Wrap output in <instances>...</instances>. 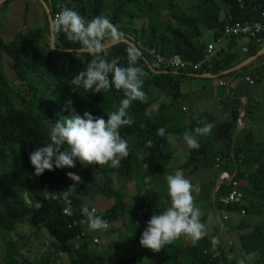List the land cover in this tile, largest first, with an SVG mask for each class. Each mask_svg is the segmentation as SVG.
Listing matches in <instances>:
<instances>
[{
  "label": "trees",
  "instance_id": "16d2710c",
  "mask_svg": "<svg viewBox=\"0 0 264 264\" xmlns=\"http://www.w3.org/2000/svg\"><path fill=\"white\" fill-rule=\"evenodd\" d=\"M241 1L243 6L240 0H193L187 8H183L178 0H50V16L64 7L77 11L88 20L108 11L109 19L124 36L119 44L109 46V59L119 58L121 64L125 65L127 58L124 49L130 42L142 52L139 66L148 71L143 87L147 101L132 102L129 115L134 122L120 129V135L128 142L130 154L118 168L107 164L81 166L77 160L74 168L46 170L42 175H34L29 155L48 141L51 123L60 117H70L73 112L82 116L85 111L107 120V113L115 110L114 104H120L123 94L115 89L101 93L88 92L83 87L77 92L72 91L71 79L86 68L92 57L62 32L53 34L55 48L52 49L48 21L41 28L17 34L9 42L0 36V64L9 60L14 71V77H11L0 66V239L8 242L4 263L10 260L13 264H19L14 257L17 251L13 240H9L10 233L16 230L18 224L25 223V219L32 218L55 243L49 247L41 245L48 249L43 264H54L52 258L56 257L57 250H51L50 246L58 244L71 246L64 249L65 255L70 258L69 264H107L102 254L94 248L100 245L93 242L98 237L97 231H90L81 223L84 219L82 206L87 205L92 209L85 198L95 194L90 188L95 179L103 178L104 185L98 194L109 206L112 203L102 212L96 210L97 215L109 223L103 234L114 229L110 224L120 219L125 226L132 220L137 221L134 225L143 224L148 214H154L166 206L167 195L164 193L163 203L160 198L162 192L158 189L162 177L168 172V135L178 138L183 136L184 131L210 122L214 124L211 133L197 137L200 147L189 149L188 158L180 164V169H190L187 178L189 175L194 178L199 170L218 172L220 177L227 173L239 182L238 189L243 199L238 204L222 201L232 191L230 180H222L218 196L214 199L215 222L207 223L208 216H202L203 222L210 225L208 234L196 243L190 241L183 245V241L179 240L178 243L165 245L160 251V262L264 264V131H258L256 138L251 137V131L247 128L237 132L240 120H250L253 104L246 105L244 115L241 114V108L233 107L230 120L221 123L210 114L186 117L175 105L181 94L183 80L188 78V74L198 75L197 72L193 73L190 69L186 72L164 70L148 51L153 48L165 57L178 54L187 61L201 60L207 46L200 39L204 31L213 30L218 37L227 23L258 17L264 11V0ZM7 3H3L2 7ZM157 7L164 11V16L157 14ZM220 54L219 58L217 56L213 60L214 78L219 80L221 76L235 75V78L245 80L244 69L222 74V71L240 63L239 57L235 60L237 53L224 58ZM249 75L255 79L254 83L245 82L252 88L259 78L254 72ZM220 87L225 92L228 88ZM249 87H246L247 90L244 88V93L251 91ZM152 89L163 99L154 110H149L150 105L157 101L150 96ZM14 100L20 101L22 106L16 107ZM182 119L186 122L180 123ZM160 128L165 129L164 137L157 135ZM67 172L79 175L84 182L70 192L69 216L62 213L66 207L64 202L57 199L55 194L45 192L67 190L73 184L67 178ZM114 174L117 178L127 177L136 182L137 195L130 207L122 192L112 189L111 177ZM144 180L154 183V189H146L145 192L139 189L138 186H142ZM199 185L208 191L207 200L210 203L216 181L209 180ZM165 187L164 181V190ZM25 194H28L29 203ZM127 210L129 215L126 219L124 215ZM141 210H145V213L139 215ZM216 211L230 215L223 222V232L222 224L216 219ZM74 222L76 224L68 228ZM223 239L232 241L233 245L223 249ZM236 241L244 258L251 257L250 261L236 260Z\"/></svg>",
  "mask_w": 264,
  "mask_h": 264
},
{
  "label": "clouds",
  "instance_id": "9594fccd",
  "mask_svg": "<svg viewBox=\"0 0 264 264\" xmlns=\"http://www.w3.org/2000/svg\"><path fill=\"white\" fill-rule=\"evenodd\" d=\"M49 26L53 34L64 33L67 39L78 44L83 52L92 57L86 68L71 79L72 91L77 92L80 87L94 93L115 89L122 92L123 98L114 111L107 113V120L85 111L82 116L73 112L70 117H60L51 123L48 141L29 155L34 175H42L46 170L74 168L77 160L81 166L107 164L118 168L130 154L128 142L120 135V129L134 122L129 115L132 102L147 101L143 87L148 71L139 66L142 52L128 44L124 49L127 58L125 65L121 64L119 58L109 59V46L119 44L124 36L104 15L88 20L77 11L64 7L50 18ZM213 128V123L206 122L202 127L186 130L183 141L189 149H198L200 144L197 137L209 135ZM157 135L164 137L165 129H158ZM168 140L174 143L175 137L168 135ZM66 176L73 181L67 190L45 192L55 194L66 205L63 211L71 214L70 192L84 182L73 172H67ZM164 181L166 206L163 211L151 215L139 239L142 247L153 252H160L165 245L181 237L196 243L210 230V225L203 222V213L196 204V195L201 191L199 183L193 184L179 169L174 174L166 175ZM81 211L84 216L81 223L90 231L102 230L107 226L106 221L87 205H83Z\"/></svg>",
  "mask_w": 264,
  "mask_h": 264
},
{
  "label": "crops",
  "instance_id": "0c3cea01",
  "mask_svg": "<svg viewBox=\"0 0 264 264\" xmlns=\"http://www.w3.org/2000/svg\"><path fill=\"white\" fill-rule=\"evenodd\" d=\"M6 1H8V3L2 7L3 3H5ZM0 8H1L0 36L4 39L5 42H9L10 40H13L17 34H21V33L25 34V32H27L29 29L41 28L46 24L47 21L49 22L50 20V0H0ZM215 37H216V33H214L213 30L207 29L206 31L203 32V35L200 39H202V41H204L207 45L208 43L213 42V39H215ZM50 40H51V31H50ZM243 47L247 48V52L242 51ZM221 53L222 54H220V56L223 55V58L237 53V55L235 56V60H237L236 58L239 57L238 60L240 61V63L236 64L233 68H229L226 71L225 70L222 71V74H227L231 71L238 69L245 70L243 76L249 75V73L254 72L257 75V78H259L258 79L259 81L258 82L256 81L254 88L251 89V91H248V93H244L245 92L244 88L249 86L248 84H246L245 80H242L240 78H235L237 77L235 75L228 77L221 76L220 79L218 80L215 79L213 75L204 76V75L188 74L187 75L188 78L183 80L185 84L182 85L181 94L178 103L175 105V107L177 109H180L182 113L185 114L186 117L189 115H193V117H195L198 114H208V115L210 114L216 117L218 122L221 123L223 122L221 120L224 119L225 121L230 120L233 107L235 109L238 107L239 109L241 108L242 109L241 114L244 115L246 105L250 103L251 105L253 104L254 106L251 118L247 122H245L244 120H240V122H238L237 132L241 131L243 128H247L248 130L254 132L264 131V45H254L253 42H250L249 40L244 38L232 39L227 42L225 49ZM220 81L227 82L228 88L226 89V92L224 91L223 88L220 87L219 85ZM241 86H243V89ZM185 119L184 120L182 119L180 123L182 121L186 122ZM183 144L184 141L182 136H178V138H175L174 143L169 142L170 151L168 155H166L168 158V164H167L168 172L166 173L167 175L174 174V172L179 169L183 171L185 177L187 178V172L190 171V169L187 170L180 169V164L183 163V160L182 161L178 160V162L174 161L171 163V166H174L173 164L176 165L178 163L176 169H171L170 167V162L172 158L176 156L181 158V156L179 155L181 149L179 147L181 146L182 148ZM184 157H186L187 159L188 155L184 154ZM200 171L202 170H199L198 172ZM208 174L209 173H207L206 175ZM212 176L213 174L209 178L204 179L203 181L210 180ZM118 179H124V178L119 177ZM219 180L220 178L218 180H215L217 184ZM125 181H131V180L128 178V180ZM143 182L144 185H146L145 189L152 190V188L147 187L148 185L150 186V183L147 180H144ZM134 184L136 185L135 181L134 182L131 181L127 187L123 186L122 184H115L114 186H112V189L120 190L121 192L124 189L126 191L127 190L129 191L132 188V185ZM153 187H155V185ZM218 188L219 186L217 185L212 191L210 195L212 201H210V203L207 200V195L209 194L207 190L201 188L200 193L196 195V204H200V203L202 204L200 206L201 211L204 209L206 210L208 206L211 209V215H207V213L204 214L205 216L207 215L209 218L207 223L215 222L214 212L216 208L214 206L215 197L213 193L215 192L217 193ZM122 194L125 198L126 193H122ZM91 196L95 197L96 194ZM104 201L105 200L103 198L102 207L106 204L105 203L106 201L105 202ZM94 203L97 202L95 201ZM164 207L161 208L160 211H163ZM92 208L97 209L95 208V206H92ZM124 216L127 219L128 216L127 217L126 215ZM148 220L149 219H147L143 224L140 225H134L137 221L132 220L128 222V226H125L122 224L123 222L120 219L117 221L116 225L114 226V229H110L109 233L105 232L103 234L97 231V235H98L97 238L105 245H108L109 248L112 247L113 252L118 253L117 264H125L124 262L125 260H129V264H157V262H154V260L160 262L161 254L158 260H156L155 258L151 260L150 256L153 251L149 249L146 250L144 247H142L139 244L138 241L140 239L141 233L144 231L146 227ZM126 230L127 233H125ZM118 235L121 236L119 241H117V238L115 237ZM103 237L107 239V241L104 240ZM179 240L185 241L186 238L181 237L180 239L174 241L172 244L178 243ZM123 242H126L127 244L126 243L125 244L127 246L135 242L134 247L136 250V254L132 252L133 247H130L129 249L130 259H124L120 254V251H122L125 246ZM107 254H109V251L103 254L102 256H105Z\"/></svg>",
  "mask_w": 264,
  "mask_h": 264
},
{
  "label": "rangeland",
  "instance_id": "374dc122",
  "mask_svg": "<svg viewBox=\"0 0 264 264\" xmlns=\"http://www.w3.org/2000/svg\"><path fill=\"white\" fill-rule=\"evenodd\" d=\"M178 1L180 3H182L183 8H187L189 6V4L193 0H178ZM155 11L157 12V14H161V15L164 16V11L161 10L160 7H157L155 9ZM104 16H107L109 18L110 17V13L107 11V13L104 14ZM0 66L11 77L12 76L14 77V71L12 70V67H11V64H10V61L9 60L7 62H4V63L2 62L0 64ZM253 80L255 81L254 78H253ZM184 84L185 83L183 82V85ZM253 88L254 87H252V88L250 87L249 89H253ZM245 90H247V88H245ZM150 96H151V98H155V100H157V101L153 102L150 105V108H149V110H154L155 107L157 106L158 102L160 100H162L163 97H158L157 92L154 89L151 90ZM14 103H15V106L16 107L22 106L20 104V101L14 100ZM118 106L119 105H117V103L114 104V109H116ZM221 121H225V119L224 120H221ZM257 134H258L257 131L256 132H254V131H251L250 132V135H251L252 138H254V137L256 138L257 137ZM179 148L181 149V152L179 153V155L181 156V158L178 157V156H176V157L172 158L171 162L169 160L171 169H176L177 168V165H178V163H177L176 165L173 164L174 166H171V163L172 162H174V161L178 162V160H181V161L183 160V162H185L186 161V157H184V154L185 155H189V148L186 146L185 143L183 144L182 148H181V146ZM162 173L164 175V170L162 171ZM207 173H209V172H207L206 170H203V172L202 171L197 172L195 174L194 178L191 175H189V178L188 179H190L193 182H197V183H200V184H204V183H208L207 181H209V180H207V181H203V180L206 179V178H209L213 173H215V175L213 174V176H212V178L210 180H218L220 178V175H219L218 172L216 173V172L210 171V173L208 175H206ZM115 176L116 175H113L111 177L112 186H114L115 184H122L123 186H126L127 187L130 184V182H131V181H125V180H128L127 178L118 179ZM199 178L202 179V180H200ZM103 185H104L103 178L102 177H99V178L97 177L95 179L92 187H90L91 190L93 191V193L96 194V196L95 197L89 196L88 198L87 197L85 198V201H86L87 204L89 203V205L95 206V208H97V209H95V210H97V212L98 211L99 212H102L103 209H105V208L108 209L112 205V203H111L110 206L105 204L102 207V205H103V198H101V196L98 193H99V190L103 187ZM143 185L144 184H142V186H138V187H139V189H141V190H143L145 192L146 189H145V187ZM152 185L154 186L155 184L152 183V184H150V186L148 185L147 187H150V188L154 189V187ZM158 190L162 192V193H160V195H161L160 198H162V202L164 203V193H166V187H165V190H164V176L161 179V183L159 184V189ZM122 193H126L125 202L130 207L132 205L134 196L137 195L136 194L137 193V188H136L135 184L132 185V188L129 191L128 190L126 191L124 189L122 191ZM213 195H214L215 199L218 196L216 192L213 193ZM24 197L26 198L27 202L29 203L28 194H25ZM100 200H102V201H100ZM95 201L97 203H94ZM210 201H212L211 198H210ZM201 205H202L201 203L200 204H197L198 207H200ZM203 205H204V203H203ZM32 206H34V205H32ZM202 213H203V215L206 214V213H207V215H211V209H210V207L208 206L206 210L205 209L202 210ZM138 214H139V212H138ZM125 215H126V217L129 215L128 210L126 211V214ZM151 215L152 214H148L147 218L150 219ZM25 221H26V223L18 224L16 230H14L13 232L10 233L9 240L10 239L13 240V242H12L13 243V246L15 247V249L17 251L16 255L14 256L15 257V260L19 264H22L23 262H29V263H32V264H43V262H44L43 260L47 256L46 251L48 249L47 248H43L41 245L46 244L49 247V245L55 244L54 243V240L51 239L50 237H48L47 232L44 231V230H42V229H40V226H37L33 222L32 218L25 219ZM116 223H117L116 221L112 222L110 224V227L113 228L116 225ZM122 224H119V225H122ZM142 231H143V229H142ZM125 233H127V230L125 231ZM115 237L117 238V241H119L120 238H121L120 235L115 236ZM104 240L107 241V239H105V238H104ZM98 241H100V240L98 239ZM190 241L191 240H189V239L186 238V240L183 241V245L185 243L188 244ZM9 243H11V242L9 241ZM123 243L125 244L126 242H123ZM7 244H8L7 241L0 239V264H3L4 263L3 259H4V256L6 255ZM126 244L124 246V249L122 251H120V254H121V256L124 259H130V257H129V254H130L129 253V249H130V247H133L132 252H134L136 254V250H135V247H134L135 246V242H133L129 246H127ZM177 245L178 244H176V246ZM235 245H236V249H235V252H236L235 253L236 260L238 262H242V261H246V260L250 261L251 260V257L244 258V255H243L242 251L240 250V247H239L237 241L235 242ZM66 248H71V246H69V245H62V244H58L57 246H54V247H53V245L50 246V249L51 250H54V249L57 250L56 257L52 258L54 264H69V259L70 258L68 256H66L65 253H64V251H65L64 249H66ZM94 248L96 249V252L97 253H100L102 255L105 254V253H107L109 251V254H107L105 256H102L103 259L105 260V262L107 264H117V261H118V253L117 252H113V248L112 247L109 248L108 245H105L104 243H102L100 241V245L99 246H96ZM145 249L148 250L147 248H145ZM40 257H42V258H40ZM150 257H151V260L153 258H155L156 260H158L159 257H160V252H152V254H151ZM124 262H125V264H129V260H125ZM154 262H157V264H160V262H158V261H155L154 260ZM119 263H122V262H119ZM4 264H13V263L10 260H6V262Z\"/></svg>",
  "mask_w": 264,
  "mask_h": 264
},
{
  "label": "built area",
  "instance_id": "2783aa9c",
  "mask_svg": "<svg viewBox=\"0 0 264 264\" xmlns=\"http://www.w3.org/2000/svg\"><path fill=\"white\" fill-rule=\"evenodd\" d=\"M241 6H243L242 1L240 0ZM58 12H55L51 15V18L55 16V14ZM240 39L244 38L249 40L250 42L256 43L257 45H264V11H262L258 17H250L245 20H236L234 22L227 23L222 31V34L218 37H215L213 39V42L208 43L206 48L203 50L202 59L196 62L187 61L181 58L178 54H173L169 57H165L158 53L155 49H149V53L153 55L158 63V65L162 69L171 70L172 72H186L188 69L191 71L197 72L198 75H212L213 70V60L215 57L219 55V53L223 52V50L226 47V44L229 40L232 39ZM242 51L247 52V48L243 47ZM196 75V74H195ZM245 80L249 83L253 84L254 80L253 77L250 75L245 76ZM221 86H228L227 82L220 81ZM229 179L232 184V191L229 194L228 197L224 198L222 201L230 204H238L243 199V194L239 191V182L232 179L233 177H229L227 173H224L220 177V181L218 182V186L220 187L222 180ZM91 210H94L96 215L97 212L94 208ZM62 213L66 216H69L68 213H65L62 211ZM145 210H141L139 212V215L144 214ZM245 212L243 211L242 214ZM217 220L222 224V232L224 231V225L223 222L227 221L229 219V214L227 212H219L216 211ZM106 221V220H105ZM76 224V222L69 224L68 228L73 227ZM107 226L102 229L98 230L100 233H103L109 226V223L106 221ZM95 244H99V241L97 238L93 240ZM233 242L229 241L226 242L225 239L222 240L221 247L227 248L228 246H232ZM218 250V248L216 249ZM224 264V263H222Z\"/></svg>",
  "mask_w": 264,
  "mask_h": 264
},
{
  "label": "water",
  "instance_id": "95a60500",
  "mask_svg": "<svg viewBox=\"0 0 264 264\" xmlns=\"http://www.w3.org/2000/svg\"><path fill=\"white\" fill-rule=\"evenodd\" d=\"M50 18H51V16H50ZM130 43H131V45L134 46V44H133L132 42H130ZM50 46H51L52 49L55 48V46H54V36H53V33H52V32H51ZM151 70H153L152 67H151ZM219 181H220V180H219Z\"/></svg>",
  "mask_w": 264,
  "mask_h": 264
}]
</instances>
